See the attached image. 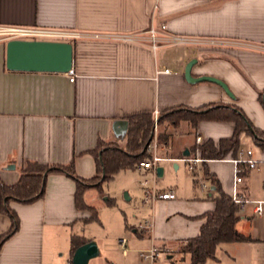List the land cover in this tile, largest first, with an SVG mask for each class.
Here are the masks:
<instances>
[{"label": "crops", "instance_id": "crops-1", "mask_svg": "<svg viewBox=\"0 0 264 264\" xmlns=\"http://www.w3.org/2000/svg\"><path fill=\"white\" fill-rule=\"evenodd\" d=\"M15 27L78 34L69 41L74 46L76 79L71 82L69 74L61 73L9 71L7 41L0 37V178L14 185L29 163H37L73 166L77 177L91 180L98 172L93 152L100 145L125 148L130 120L157 115L155 128L164 124L162 135L167 137L166 143L158 142L162 163H174L176 170L184 164L194 184L202 177L211 188L203 197L177 196L174 201L152 203V231L132 228L146 240V248L137 250L138 264L145 262L140 251L153 244L167 250L170 264H190L191 255L182 253L180 244L200 234L203 216L215 208L216 193L203 164L191 170L180 159L200 154H194L199 145L231 138L235 126L214 119L200 120L196 126L189 120L169 119L158 125V118L224 105L239 109L255 129L264 131V106L259 101L262 93L264 100V0H0V29ZM152 28L162 38L156 51L150 42ZM173 37L189 42L172 44ZM192 62L190 74L195 81L186 73ZM202 77L220 80L228 91L214 82L196 81ZM197 137L202 143H197ZM251 143L253 148L244 149ZM239 150H251L258 165V170L244 174L238 186L248 203L238 213L236 230L250 240L226 242L243 247L228 251L226 261L216 262V254L209 259L213 263L205 264H264V214L256 215L250 201L254 196L264 199V148L243 134ZM233 158L206 162L209 174L229 196ZM76 194L72 177L53 173L47 176L42 199L31 204L12 202L20 226L2 245L0 264H49L51 253L68 243L73 255L72 237L80 235L75 228L91 217L77 208ZM103 195L91 187L83 198L98 211ZM11 227L0 200V236Z\"/></svg>", "mask_w": 264, "mask_h": 264}, {"label": "trees", "instance_id": "trees-1", "mask_svg": "<svg viewBox=\"0 0 264 264\" xmlns=\"http://www.w3.org/2000/svg\"><path fill=\"white\" fill-rule=\"evenodd\" d=\"M263 93L260 94L259 101L264 106ZM169 119L174 123L181 120H189L194 126L204 119H214L218 121H229L235 126L234 134L229 139H223L218 144L209 141L196 147L194 154L200 153L205 160H223L227 157L236 158L239 150L240 137L245 134L250 136L254 143L264 148V131L255 129L246 119L243 113L235 108L224 105L207 106L197 112L186 110L174 111L167 114L165 118H158V125ZM155 119L152 115L137 116L130 120L128 130V144L125 148L117 144L100 145L93 152L97 160V176L91 180H85L75 175L73 166H42L37 163H29L21 175L19 181L14 185L6 184L0 178V200L1 211L8 215L12 221V227L8 233L0 236V249L11 236L19 230V218L10 208L12 202L20 204H31L45 195L47 176L53 173H63L72 177L77 183L76 205L81 211H88L91 217L87 223L98 221V211L87 206L84 201V192L97 187L102 194L103 185L112 181L114 177L123 170H134L137 166L148 159V145L155 139ZM159 143L167 141L166 136L159 137ZM233 158V159H234ZM204 175L212 179V186L215 188L214 198L215 208L213 211L203 216L205 220L200 234L190 238L181 245V252L191 255L190 264H205L209 259H215L217 250L221 243L233 241H248L249 237L238 233L236 224L239 221L238 213L241 207L232 201L231 196L226 194L215 178L208 172L207 164H203ZM108 206H113L112 200L107 202ZM90 240L80 235H73L72 243L75 250L80 245ZM176 264V263H174Z\"/></svg>", "mask_w": 264, "mask_h": 264}, {"label": "rangeland", "instance_id": "rangeland-1", "mask_svg": "<svg viewBox=\"0 0 264 264\" xmlns=\"http://www.w3.org/2000/svg\"><path fill=\"white\" fill-rule=\"evenodd\" d=\"M154 130L155 139L157 138L156 140L158 143L159 137L163 136L162 132H164V124L159 127V129L155 128ZM247 147L253 148L254 145L252 143L249 145L247 144V146H244V149ZM173 164L174 163L170 162L160 164V167L163 168V176L159 177L157 175L159 189L167 190L175 188L179 199L193 198L196 195L199 197L208 195V191L201 188L200 182L194 184L190 171L185 168L184 164H180L181 170H176ZM261 173H263V171H261ZM153 179L154 171L145 174L144 171L123 170L119 172L112 181L103 185L105 198L103 195V198L99 202L100 205L103 204V206L98 208V221L84 223L83 225L75 228L76 234H80L86 238H91L97 242L99 246V256L91 259L89 264L140 263L137 250L139 251L141 250L140 248H146V246H144L146 245V240H142L132 228L138 229L139 225L144 223L146 220H151V222L153 221L152 203L150 204V202H145V193L141 185V183L145 181L152 182ZM207 185L211 188L209 183H207ZM128 198H130L129 201L127 200ZM253 198L254 199L250 201L264 200L256 196ZM106 199L114 200V205L108 206L106 204ZM257 220L258 217L254 216V221L256 222ZM254 234H256L255 231ZM123 238H126L128 241L129 254L126 256L123 253V247L120 242ZM140 244H142L141 247L139 246ZM242 245L243 244L237 243H221L217 251L218 260L216 262L220 260L226 261L225 258L228 257L227 252L234 250L236 247L239 249L243 247ZM61 248L63 249L55 250L51 253L49 264H73L71 244L68 243V246L66 245ZM254 252L255 250L253 248V250H250V254H248V256L252 257ZM209 261V263H213L212 260ZM247 262L249 261H246L245 263ZM142 263L151 264L147 261ZM155 264H170L167 254L163 253ZM254 264L257 263L254 262Z\"/></svg>", "mask_w": 264, "mask_h": 264}, {"label": "built area", "instance_id": "built-area-1", "mask_svg": "<svg viewBox=\"0 0 264 264\" xmlns=\"http://www.w3.org/2000/svg\"><path fill=\"white\" fill-rule=\"evenodd\" d=\"M151 47L154 51L161 47L162 38L159 34V31L152 28L149 31ZM0 36L6 41L10 40H28V41H67L69 42L72 39L77 38L79 35L74 32H68L63 30H54V29H40V28H4L0 29ZM172 44H185L187 41L184 38L173 37L171 39ZM164 72L169 73V70ZM70 81L74 82L76 76L73 71L69 73ZM157 120V115L155 116ZM197 143H202V138L197 137ZM158 143L157 140H153L147 147V152L150 154V159L141 162L137 168L144 172L151 173L154 171V179L152 182L145 181L141 183L144 193H145V202L155 203L157 201H174L177 199V190L171 188L166 191H161L158 189L157 175L158 168L163 161L158 155ZM180 161L186 163L191 170H195L198 166L208 162L201 157L200 154L192 157H184ZM233 164L234 178H233V194L231 196L232 201L242 207L248 200H246L238 191V186L243 182V176L246 172L252 170H258L257 160L253 158L251 150H238L236 158L230 160ZM200 186L202 189H209L207 183L203 179H199ZM253 212L262 216L264 214V200L263 201H252ZM153 229V223L150 220H146L144 223L140 224L138 230L140 232H150ZM121 245L123 247V253L126 255L128 253V241L126 238L121 239ZM167 250L156 244H153L149 249L140 251L139 255L142 260L153 263L155 262L161 254L165 253Z\"/></svg>", "mask_w": 264, "mask_h": 264}, {"label": "water", "instance_id": "water-1", "mask_svg": "<svg viewBox=\"0 0 264 264\" xmlns=\"http://www.w3.org/2000/svg\"><path fill=\"white\" fill-rule=\"evenodd\" d=\"M74 46L67 41H28L10 40L6 45V68L13 72H36V73H61L69 74L73 71ZM193 63L187 67L186 73L190 81ZM198 82H214L226 85L211 77H202ZM158 176H163V168L159 167ZM100 254V249L94 240H90L79 247L73 253V264H89L90 260Z\"/></svg>", "mask_w": 264, "mask_h": 264}]
</instances>
